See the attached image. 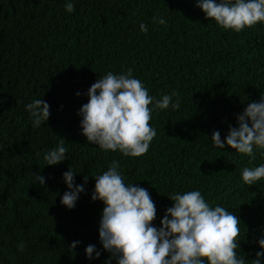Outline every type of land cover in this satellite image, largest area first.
<instances>
[{
	"label": "trees",
	"instance_id": "16d2710c",
	"mask_svg": "<svg viewBox=\"0 0 264 264\" xmlns=\"http://www.w3.org/2000/svg\"><path fill=\"white\" fill-rule=\"evenodd\" d=\"M64 2L0 0V264H102L107 253L89 262L83 250L100 248L102 203L90 199L91 176L113 159L126 183L148 190L155 225L172 204L167 196L199 189L239 217L238 254L253 258L264 234V180L247 186L240 173L264 157L257 153L249 164L227 146L214 149L210 137L219 130L223 140L235 115L264 93V24L223 30L196 0H75L72 13ZM129 68L157 99L173 89L180 94L179 109L153 112L156 136L139 157L87 144L76 114L98 76ZM38 98L50 116L34 128L25 105ZM61 138L68 158L44 166L43 153ZM69 165L76 184L89 176L72 209L60 203ZM37 171L47 178L43 186L33 183ZM73 241H80L75 249Z\"/></svg>",
	"mask_w": 264,
	"mask_h": 264
},
{
	"label": "clouds",
	"instance_id": "9594fccd",
	"mask_svg": "<svg viewBox=\"0 0 264 264\" xmlns=\"http://www.w3.org/2000/svg\"><path fill=\"white\" fill-rule=\"evenodd\" d=\"M195 6L223 30L239 33L254 25L264 24V0H196ZM67 13L75 10V0H65ZM152 21L166 25L162 16ZM142 33L148 31L139 24ZM87 102L77 110L81 135L87 144L96 145L103 152H119L125 157L145 154L156 129L149 123L155 111L180 108V94L175 89L159 99L149 94L143 81L133 76V70L121 73L107 72L96 79L85 93ZM80 96L81 93H75ZM32 127L40 128L50 116V105L41 98L25 105ZM236 126L229 125L223 140L219 130L210 137L214 149L226 146L249 164L259 153L264 157V93L259 101H251L235 115ZM65 140L43 153L44 166H55L67 159ZM78 173L70 165L62 173L66 191L60 203L72 209L85 191L84 183L76 184ZM33 183L43 186L46 177L39 171L31 174ZM241 180L247 186L264 180V163L241 169ZM95 183L90 193L93 202L100 201L102 210L98 220V243L88 244L84 255L89 262L107 258L102 264H264V234L255 241L258 250L253 258L238 254L241 222L233 211L220 204L212 205L199 189L175 192L167 198L172 202L166 208L159 226L157 209L148 190L139 184L126 183L118 160L113 159L107 169L91 176ZM80 241L69 245L75 249ZM22 247V245H21Z\"/></svg>",
	"mask_w": 264,
	"mask_h": 264
}]
</instances>
